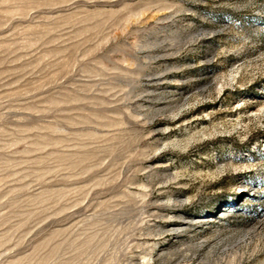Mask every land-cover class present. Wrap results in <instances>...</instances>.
<instances>
[{
	"label": "rangeland",
	"instance_id": "obj_1",
	"mask_svg": "<svg viewBox=\"0 0 264 264\" xmlns=\"http://www.w3.org/2000/svg\"><path fill=\"white\" fill-rule=\"evenodd\" d=\"M0 264H264V0H0Z\"/></svg>",
	"mask_w": 264,
	"mask_h": 264
}]
</instances>
